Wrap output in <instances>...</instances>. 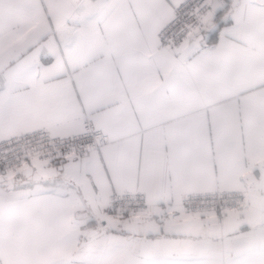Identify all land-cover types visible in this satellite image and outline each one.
I'll return each mask as SVG.
<instances>
[{"label":"snow or ice","instance_id":"obj_1","mask_svg":"<svg viewBox=\"0 0 264 264\" xmlns=\"http://www.w3.org/2000/svg\"><path fill=\"white\" fill-rule=\"evenodd\" d=\"M0 264H264V0H0Z\"/></svg>","mask_w":264,"mask_h":264}]
</instances>
